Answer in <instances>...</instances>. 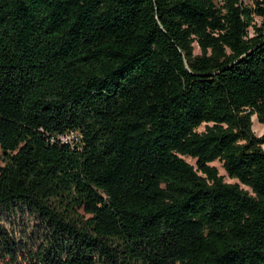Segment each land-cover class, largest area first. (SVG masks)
I'll return each instance as SVG.
<instances>
[{"label": "trees", "instance_id": "16d2710c", "mask_svg": "<svg viewBox=\"0 0 264 264\" xmlns=\"http://www.w3.org/2000/svg\"><path fill=\"white\" fill-rule=\"evenodd\" d=\"M254 116L264 0H0V206L53 241L25 264H264Z\"/></svg>", "mask_w": 264, "mask_h": 264}, {"label": "rangeland", "instance_id": "374dc122", "mask_svg": "<svg viewBox=\"0 0 264 264\" xmlns=\"http://www.w3.org/2000/svg\"><path fill=\"white\" fill-rule=\"evenodd\" d=\"M245 5H252L253 0H241ZM257 26L261 25V19L254 17ZM250 29V33L252 34ZM194 53L199 54V48L194 45ZM253 131L257 136L261 135L263 126L253 117ZM205 130V125L198 128V132ZM264 130V128H263ZM195 166V160L184 158ZM2 163L0 162V166ZM217 169L224 181L235 184L237 181L226 174L222 162L216 160L210 163ZM241 187L248 190L246 187ZM52 233L45 221L29 205L17 203L14 205L0 206V263L1 264H25L34 254L44 251L52 243Z\"/></svg>", "mask_w": 264, "mask_h": 264}, {"label": "built area", "instance_id": "2783aa9c", "mask_svg": "<svg viewBox=\"0 0 264 264\" xmlns=\"http://www.w3.org/2000/svg\"><path fill=\"white\" fill-rule=\"evenodd\" d=\"M81 136L78 132L71 131L69 133H66L64 135H60L58 137L59 141L62 143H67L69 145H74L79 142Z\"/></svg>", "mask_w": 264, "mask_h": 264}, {"label": "crops", "instance_id": "0c3cea01", "mask_svg": "<svg viewBox=\"0 0 264 264\" xmlns=\"http://www.w3.org/2000/svg\"><path fill=\"white\" fill-rule=\"evenodd\" d=\"M260 131H261V134H262L263 133V128Z\"/></svg>", "mask_w": 264, "mask_h": 264}]
</instances>
